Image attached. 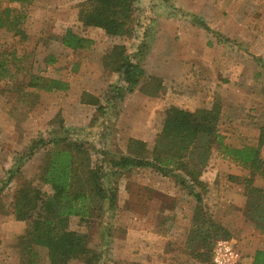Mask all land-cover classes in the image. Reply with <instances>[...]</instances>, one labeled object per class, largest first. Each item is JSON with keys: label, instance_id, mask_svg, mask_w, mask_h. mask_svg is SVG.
Listing matches in <instances>:
<instances>
[{"label": "rangeland", "instance_id": "374dc122", "mask_svg": "<svg viewBox=\"0 0 264 264\" xmlns=\"http://www.w3.org/2000/svg\"><path fill=\"white\" fill-rule=\"evenodd\" d=\"M80 2L30 0L21 4L0 0L2 9L12 12L8 27H0V59L9 61L16 77L2 84L0 100V215H10L14 222L11 211L20 188L32 183L52 193L40 177L54 148L28 155L32 143L40 138L50 139L69 129L73 140L88 148L95 161L101 158L97 150L102 148L111 156L130 155L127 146L132 138L152 149L171 106L195 111L219 104L220 134L226 144L235 147L256 145L264 125V0H136V35L121 40L109 39L103 29L85 28L79 16ZM198 19L213 31L201 27ZM67 28L92 39V46L78 51L65 47L59 38ZM216 32L228 39L220 41ZM143 42L164 60L165 65H156L148 55L144 62L146 77L161 73L163 87L151 90L149 78L142 79L124 101L108 103L105 113L84 101L87 94L105 104L110 87L121 83L117 73L104 69L102 57L107 51L115 44H125L134 52ZM14 55L22 60L14 62ZM15 63L20 64L19 69ZM32 76L59 80L64 89L29 87ZM9 171L15 173L10 183ZM86 172L80 174L86 177ZM220 172L221 187L237 188L232 200L226 197L236 221L223 228L237 242L243 261L241 241L246 242L249 230L241 218L249 211V204H245L247 196L242 191L247 188L245 179L250 170L213 148L200 179L213 187ZM226 174L236 176L228 178L231 185ZM180 175L185 176L177 171L163 176L152 168L108 172L106 186L118 196L114 210L109 211L101 199L92 198L89 224L78 216L70 221L72 230L89 234V246L97 255L93 264H155L153 260H158L157 264H212L209 248L204 252L209 254L205 260H199L198 251L192 257L186 255L183 245L192 228L187 219L197 201L179 183ZM220 185L216 195L207 187L198 186L195 191L201 192L208 216L222 226L225 215L214 218L221 202ZM254 185L264 189V178L256 176ZM8 243L0 240L5 251L1 264H29L22 259L18 240ZM34 261L49 264L47 249H38ZM69 264L88 263L72 260Z\"/></svg>", "mask_w": 264, "mask_h": 264}, {"label": "trees", "instance_id": "16d2710c", "mask_svg": "<svg viewBox=\"0 0 264 264\" xmlns=\"http://www.w3.org/2000/svg\"><path fill=\"white\" fill-rule=\"evenodd\" d=\"M10 2L26 3L30 0H9ZM10 9H2L0 4V27H8L11 19ZM80 20L85 28L103 29L109 39L134 38L136 35L137 8L136 0H81L79 4ZM197 23L209 32L212 28L201 19ZM220 41L225 38L216 32ZM60 42L67 48L78 51L88 49L93 40L76 33L73 29L63 30ZM150 46L143 42L134 52H129L125 44L113 45L102 57L104 69L119 75L120 84H113L106 93L105 104L99 98L86 94L84 101L97 105L99 112L109 109L108 103L116 105L124 101L140 85L142 79L149 78L151 90L157 91L163 87V79L158 76H147L144 62L149 54ZM22 58L14 55V62ZM54 62L55 59L50 60ZM15 68L20 64L15 63ZM16 79L9 61L0 59V100L2 84ZM7 81V82H6ZM29 87L53 91L64 89L61 81L41 76H32ZM88 97L89 100L86 99ZM221 106L215 103L210 109H188L171 106L166 110V118L161 133L158 135L152 149L139 139H130L128 151L130 155L111 156L102 148L97 150L101 158L93 160L91 151L70 136L71 131L50 139L40 138L30 146L29 157L43 148H54L46 157L40 182L50 186L52 193L44 191L40 186L26 184L20 188L15 197L11 213L17 220L25 221L28 229L18 239V247L22 259L29 264H36L38 249H47L49 264H69L72 260H82L93 264L97 260L96 252L89 246L87 232L72 230L71 218L78 216L81 221L88 222L92 198L101 199L108 204V210L113 211L117 203V191L106 186L105 178L109 171L117 174L121 170L135 168H152L163 176H172L175 171L183 172L178 181L190 194L194 195L197 206L194 209L192 228L187 238V246L191 253L197 252V257L205 260L219 237L230 239V233L219 223L208 216L202 205L201 192L196 187L208 188V184L200 178L207 167L213 148L250 170V176L245 180L248 190L249 211L247 215L261 230H264V189L254 185V178H264V125L256 145L235 147L226 144L219 131ZM87 171L83 177L80 172ZM10 183L15 173L9 171ZM186 179V180H185ZM253 213V214H252ZM213 244V245H212ZM203 251V255L201 253ZM196 254V253H195ZM252 264H264V247L258 250Z\"/></svg>", "mask_w": 264, "mask_h": 264}, {"label": "crops", "instance_id": "0c3cea01", "mask_svg": "<svg viewBox=\"0 0 264 264\" xmlns=\"http://www.w3.org/2000/svg\"><path fill=\"white\" fill-rule=\"evenodd\" d=\"M151 51H152V49L149 50V54L148 55H150L151 59H153V60H155L157 62L156 65H158V63H160V62L162 63L164 61L162 59L161 55L157 56ZM179 62H180V59L177 60L178 64H179ZM163 65H165V64H163ZM157 75H159L158 77H160V78L162 77V76H160V75H162L161 73H157ZM262 152H264V147H263ZM263 157H264V155H263ZM222 173L223 172H220L219 174H217L218 176L214 178L215 179L214 183L213 184L211 183L213 185V187H208L207 188V189L212 190L211 193L213 195H216V191L218 189L217 187L220 185L219 184V180H221V178H222V176H220V174H222ZM235 177L236 176L233 177V175H231V174H229V176H228V174H226V176H225V178L228 180V182H230V180L234 179ZM228 178H231V179H228ZM209 182H210V180H209ZM221 182H222V180H221ZM229 184L231 185L232 182H230ZM221 186L222 185H220V187ZM226 186L228 187L229 185H226ZM227 189L228 188H226V187L225 188H223V187L220 188L219 195L221 196V199H220L221 202L219 201L218 206L216 205L217 206V208H215L216 210H214V212H216L215 213L216 216L213 215L214 218L215 217L216 218H221V217H223V215H225V218L222 219V221L224 220L223 223L219 220V222H221L223 224L222 225L223 227L229 226L231 221H236V220H233V217L235 215L234 209L228 206L227 198L230 197L231 200H232V197H234V194L237 192V188L234 191L233 190L232 191L231 190H227ZM242 193H246L245 196H247V197H246V200H245V204L247 205L248 204V200H249V197H248V193L249 192H248L247 188L245 189V192H244V187H243ZM223 196L225 198H223ZM223 201H225V203ZM228 209L230 211H228ZM193 213H194V210L189 212V218L187 219L188 220L187 222H189L191 224H192ZM9 216L0 215V240L1 241H7V242H9L8 245H11L10 243L15 242L16 239L18 240L21 235H24L26 233V231L28 229V226H27V223L25 221H20V220L15 219V222H14V221H12L13 218H11ZM225 219H226V221H225ZM241 223L245 224V227H246V229L249 230V233L247 234V240H246L247 245H246L245 240L241 241L242 252H244V259H243V261H240L239 264H252L255 253L258 250H260V249H262L264 247V230L259 229L257 227V224L251 218H249L248 215L245 214L244 212L242 213ZM187 238H188V236L186 237L185 244L183 246L185 247L186 255H188L189 257H192L191 250L187 246ZM239 239L241 240V238H239ZM17 245H18V243H17ZM6 249L7 248H5V250ZM245 249L247 251V255L246 256H245L246 251H243ZM4 253H5V251L0 248V255H3V257L0 256V264L2 263L1 262L2 258L3 259L5 258ZM155 258H157V256H155ZM198 258L200 260V257H198ZM157 261L158 260H153V262H155V264H157ZM143 262H146V261L144 260ZM196 263H198V262H196Z\"/></svg>", "mask_w": 264, "mask_h": 264}, {"label": "built area", "instance_id": "2783aa9c", "mask_svg": "<svg viewBox=\"0 0 264 264\" xmlns=\"http://www.w3.org/2000/svg\"><path fill=\"white\" fill-rule=\"evenodd\" d=\"M241 254L234 239H219L212 250V264H239Z\"/></svg>", "mask_w": 264, "mask_h": 264}]
</instances>
